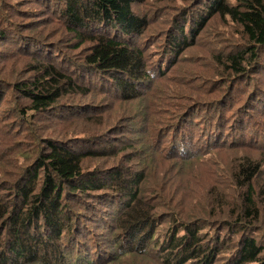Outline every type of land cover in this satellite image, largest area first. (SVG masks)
<instances>
[{
    "label": "rangeland",
    "instance_id": "374dc122",
    "mask_svg": "<svg viewBox=\"0 0 264 264\" xmlns=\"http://www.w3.org/2000/svg\"><path fill=\"white\" fill-rule=\"evenodd\" d=\"M236 1L227 0L231 5ZM212 2L137 0L132 4V11L146 17L148 23L142 34L128 39L129 44L145 50L149 71L155 74L140 86L138 99L127 103L113 100L111 93L115 87L111 85L112 81L104 77L105 80L100 82L99 79L104 78L92 75L85 82L91 86L89 94L75 101L73 95H68L57 102L58 106L52 113L31 115L30 111L23 112L27 100L6 90L7 85L17 78V71L23 63L31 57L20 55L27 53L24 48L27 43L35 42L34 49L50 50L53 55L62 52L58 66L73 58L70 59L71 70L76 68L74 64L83 63V47L74 48L72 34L65 30L66 21H63L55 0L43 3L0 0V6L14 7L16 14L9 18L15 23H25L22 30L26 31L20 47L13 42L18 40L15 34L5 42L0 40V82H3L0 84V180L10 181L11 175L17 176L24 170L32 161L25 158V153L39 143L45 146L44 139L71 136L81 140L83 149L108 150L85 164L84 168L101 171L104 176L111 168L143 172L145 181L143 178L141 186L145 190L140 187L141 193L157 198L158 205L153 212L155 236L160 240L169 226L181 225L178 220L191 223L199 219L200 224L205 223L200 232L212 235L216 225L211 227V222L223 220L225 215L221 212L216 214L218 211L212 215L210 201L216 195L226 196L227 202L238 196V189L230 177V167L240 157L257 158L259 150H264V124L255 113H248V121L246 117L245 121L251 125L258 122L261 135L248 132L240 141L233 137L235 129L230 132L227 128L229 121L232 120V124L238 119L232 117L246 104L253 89L252 77H240L234 83L231 95L223 97L233 78L238 76L228 77L220 61L225 60L226 55L242 50L245 40L240 26L216 12L179 56L174 58L169 52L172 36L180 35L177 29L184 20L188 21L184 34L190 37L191 20L201 13L206 14ZM2 14L8 15L0 9ZM3 24L6 31L15 28L13 23ZM10 32L13 34L14 31ZM36 37L39 41L33 39ZM217 55L219 59H216ZM39 57L43 62L46 60L45 56ZM13 60L15 69L9 67ZM159 68L162 75L157 73ZM252 76L256 78L257 74ZM257 78L264 79L260 74ZM113 113L121 114V118ZM247 142L256 145L254 147ZM175 143L180 149L177 155L174 154ZM183 149L185 153H182ZM261 181H264V174ZM93 195L97 197L93 204L82 200L75 204V213L82 216L78 227L82 231L79 241L77 237L70 236L68 243L71 249L68 251L75 254L78 249L73 248V243L84 244L89 248L92 260L97 262L98 247L111 246L109 251L114 254L121 239L126 241V238L117 237L118 230L112 218L122 210L121 197L106 190L96 191ZM71 234L75 236V233ZM148 246L123 253L121 260L102 264H163L158 249ZM227 255L221 254L215 264H223Z\"/></svg>",
    "mask_w": 264,
    "mask_h": 264
},
{
    "label": "trees",
    "instance_id": "16d2710c",
    "mask_svg": "<svg viewBox=\"0 0 264 264\" xmlns=\"http://www.w3.org/2000/svg\"><path fill=\"white\" fill-rule=\"evenodd\" d=\"M55 1L66 21L65 30L72 34L74 48L83 47V63L75 61L78 66L74 64L76 68L71 70L70 59H74L69 58L58 66L62 52L53 55L50 50L38 51L34 49L35 42L29 41L24 47L27 53L20 55L31 57L17 71V78L6 87L12 95L16 93L27 100L24 114L28 111L31 115L50 114L58 106L57 102L66 96L73 95L75 101L89 94L91 86L85 82L92 75L112 81L111 85L115 87L111 93L113 100L127 103L138 99L140 86L155 74L149 71L145 50L133 43L130 45L128 40L142 34L148 23L146 17L131 9L137 0ZM0 9L8 13L0 15V40L5 42L15 34L18 40L13 42L20 47L26 35L22 30L25 23H15L9 18L16 14L13 6L1 5ZM216 12L239 25L245 40L241 51L228 54L220 61L228 77L238 76L233 78L223 97L231 95L233 85L240 77L254 79L246 104L237 109L235 117L230 116L238 119L227 125L230 132L236 130V135L235 130L232 132L233 137L242 141L248 132L262 134L257 128L258 122L254 125L247 122L248 113L260 116L264 124V79L257 78L259 74L264 78V0H237L233 5L227 0H213L206 14L201 13L191 20L190 37L184 34L188 22L184 20L177 29L180 35L172 36L169 52L174 58L179 56ZM3 22L13 23L15 28L6 31ZM10 31H14L13 34ZM33 39L38 40L37 37ZM34 54L37 56L32 59ZM39 56H45L46 60L43 62ZM13 61L9 67L15 69L13 63L16 62ZM157 73L163 74L161 68ZM256 74L254 78L252 75ZM103 80L105 78L99 79L100 82ZM245 109L253 111L246 112ZM113 115L121 118L119 113ZM51 139H44L45 146L39 143L25 153V158L32 161L17 176L11 175L10 181L0 180V264H102L121 260L123 253L147 245L158 249L163 264H215L221 254H228L223 264H264V181H261L264 150H259L257 158L242 156L230 167V177L238 189V196L230 198L229 202L226 196L212 198L210 207L214 210L210 209V213L213 215L218 211L216 214L225 215V219L211 222V227L216 225L212 235L200 232L205 223L200 224L199 219L191 223L178 220L181 225L169 226L160 240L155 236L153 212L158 205L157 198L141 193L143 172L111 168L104 176L101 171L89 170L84 165L108 150L83 149L81 140L71 136ZM178 151L175 143L174 154ZM185 152L183 149L182 153ZM100 190L121 197L122 210L112 218L118 230L117 237L122 236L126 241L117 242L114 254L109 251L111 246L98 247L97 262H94L84 244L73 243V248L78 249L75 254L68 251L71 249L68 239L72 236L79 241L82 231L78 228L82 216L75 213V204L79 200L93 204L97 198L93 193ZM142 251L146 252L145 249Z\"/></svg>",
    "mask_w": 264,
    "mask_h": 264
}]
</instances>
